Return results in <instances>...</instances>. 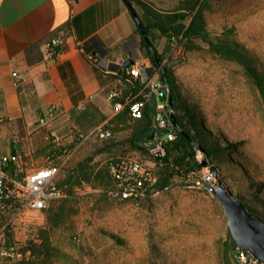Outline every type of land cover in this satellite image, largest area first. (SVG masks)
Returning <instances> with one entry per match:
<instances>
[{
  "label": "rangeland",
  "instance_id": "obj_1",
  "mask_svg": "<svg viewBox=\"0 0 264 264\" xmlns=\"http://www.w3.org/2000/svg\"><path fill=\"white\" fill-rule=\"evenodd\" d=\"M155 1L161 6L174 0ZM210 4L205 14L213 33L237 39L264 70V0H210ZM164 40H158L161 49ZM174 72L181 95L206 128L222 146L229 140L237 150L207 157L198 149L197 158L201 162L206 158V165L174 176L169 190L139 203L109 197L105 176L76 185L71 194L44 209L0 218V223L4 219L0 242L16 241L23 252L20 258L2 259L0 264H237L228 215L209 187H225L234 195L242 192L252 198L250 183L264 182V101L242 65L204 49L189 51ZM99 124L114 128L116 145L87 139L62 166L58 179L79 160L92 157L90 164L98 169L115 156L138 154L119 143L131 130V119L119 124L103 119L78 129L85 132ZM64 198L68 199L64 215L53 224L49 214L57 212ZM42 230H48L54 250L47 258L33 257L25 247L40 240Z\"/></svg>",
  "mask_w": 264,
  "mask_h": 264
},
{
  "label": "crops",
  "instance_id": "obj_2",
  "mask_svg": "<svg viewBox=\"0 0 264 264\" xmlns=\"http://www.w3.org/2000/svg\"><path fill=\"white\" fill-rule=\"evenodd\" d=\"M136 28L126 0H0L1 153L19 152L30 171L49 154L76 144L74 110L84 103L95 104L106 119L113 117L117 112L107 98L109 89L120 85L127 93L132 88L129 79L116 73L110 56L151 62ZM61 31L69 34L67 42L50 56L46 43ZM86 52L99 58L102 71ZM52 104L60 108L56 116L48 114ZM52 133L61 137L59 143L51 140Z\"/></svg>",
  "mask_w": 264,
  "mask_h": 264
},
{
  "label": "trees",
  "instance_id": "obj_3",
  "mask_svg": "<svg viewBox=\"0 0 264 264\" xmlns=\"http://www.w3.org/2000/svg\"><path fill=\"white\" fill-rule=\"evenodd\" d=\"M126 2L130 9L132 5L137 10L138 17L143 25L141 28L133 15L137 24L135 32L141 36V49L149 56L153 66L159 68V79L165 82L169 87V91L173 93V110L171 113L175 115L179 129L184 130L189 135L187 137L179 129H176V138L166 141L164 162L157 172L159 183L161 185L169 184L174 176H185L190 171L203 166L197 158L198 149H201L207 157H216L222 155L223 152L237 150L236 144L229 142V140H225L226 144L222 146L218 139L212 135L213 133L206 128L202 117L197 113L194 106L181 95L174 72L175 65L185 61L189 51L203 49L221 58L236 61L244 67L246 74L254 81L260 90L263 101L264 70L259 66L253 52L245 45L235 38L214 34L209 28L205 11L211 7L210 0H174L161 6L157 5L155 0H126ZM160 38H165V46L162 51L156 45L157 40ZM93 65L97 71L103 70L101 66ZM118 74L124 78L128 77L123 70H119ZM63 75H65L64 72ZM128 78L131 80L132 91L136 93L142 85L140 80L133 77ZM158 99H165V97L158 98L155 94H152L146 101L143 114L139 118H133L130 115L129 107L126 106L109 119L110 122L116 124L132 120L128 136L124 142L119 143H123L132 151L138 152L142 157H148L145 143L154 140L152 138L154 132H156V137L166 135L164 130H156L154 127V114ZM74 103L77 105L79 102L75 99ZM74 118L78 126L87 127L106 119L107 115L101 112L92 102H86L83 108L74 110ZM112 129L114 131L112 137H96L95 139L105 141L110 145H116L117 136L113 127ZM87 132L85 131V133ZM88 139H91V137ZM117 157L115 156L112 159ZM90 160H92V157L87 160H79L71 168L65 169L63 176L58 179V184L64 186L66 191L71 194L76 185H81L93 179L104 180L107 176L109 187L112 184L109 161L105 166L96 169L93 164H90ZM213 166L217 168L215 163ZM240 168L242 169V167ZM250 187L254 189L252 198H248L242 192L237 195L232 193L233 198L242 205L247 214L264 222V182L252 181ZM214 191H217V189L214 188ZM67 200V198H64L54 215L49 214V219L53 224H58V221L63 217ZM0 218L3 217L0 216ZM1 221L0 226L4 223V219ZM111 235L117 238L116 234L112 233ZM230 235L232 244L235 247L237 243L232 230ZM25 250H30L33 257L47 258L50 256L54 248L48 230H42L40 240L31 241L25 247Z\"/></svg>",
  "mask_w": 264,
  "mask_h": 264
},
{
  "label": "built area",
  "instance_id": "obj_4",
  "mask_svg": "<svg viewBox=\"0 0 264 264\" xmlns=\"http://www.w3.org/2000/svg\"><path fill=\"white\" fill-rule=\"evenodd\" d=\"M68 35L66 31H61L50 38L46 43L50 56L63 50ZM85 55L90 62L101 66L99 58L94 53L86 52ZM110 61L118 66L116 73L123 70L128 77L139 79L142 84L136 93L133 91L125 93L120 85H114L109 89L107 98L116 112L128 106L130 115L133 118H139L143 114L146 101L152 94L158 98L165 97V99H158L156 104L154 127L156 130H164L166 135L156 137L154 132V140L145 143L148 157H142L139 154L122 155L108 162L112 177V184L107 188L108 196L117 200L139 203L171 187L170 184L159 183L157 172L164 162L166 141L175 139L177 136V128L171 124L170 119L173 109L169 105V87L159 79V68L153 66L151 62H137L131 56L119 54H112ZM13 74L18 75L16 71ZM128 77L127 79L131 81ZM59 112L60 108L57 105L49 106L50 116H56ZM74 134L76 138L74 146L61 147L59 154H49L44 163L30 171H27L21 163L19 152L4 155L0 151V216L18 217L27 210L44 209L51 202L65 197L66 188L58 184L62 166L88 138H109L114 135V131L105 124H99L87 133L76 127ZM49 137L55 144L61 140V137L55 133ZM209 189L213 190L214 187L211 185ZM22 253L18 242H0V260H15L20 258ZM234 255L237 264H264L262 259L241 245L235 246Z\"/></svg>",
  "mask_w": 264,
  "mask_h": 264
},
{
  "label": "water",
  "instance_id": "obj_5",
  "mask_svg": "<svg viewBox=\"0 0 264 264\" xmlns=\"http://www.w3.org/2000/svg\"><path fill=\"white\" fill-rule=\"evenodd\" d=\"M131 11L136 18L139 26L142 28V22L138 17L137 10L131 5ZM169 105L173 107V93H168ZM171 124L179 129V124L173 113L170 116ZM169 130V128L167 129ZM180 130V129H179ZM182 134L189 137L184 131L180 130ZM152 134V138L154 137ZM203 165L207 164V159L203 160ZM215 171V168L213 169ZM216 193L225 207L228 215L229 225L233 235L243 247L249 248L257 257L264 261V222L259 218L249 215L245 212L242 205L233 198L232 193L226 189H217Z\"/></svg>",
  "mask_w": 264,
  "mask_h": 264
}]
</instances>
